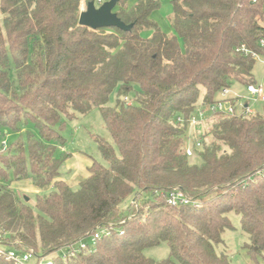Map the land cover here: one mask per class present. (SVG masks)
<instances>
[{"label": "trees", "instance_id": "16d2710c", "mask_svg": "<svg viewBox=\"0 0 264 264\" xmlns=\"http://www.w3.org/2000/svg\"><path fill=\"white\" fill-rule=\"evenodd\" d=\"M81 1L0 0V128L19 136L0 152L6 245L34 249L49 264H173L143 254L165 242L180 264H231L217 247L235 213L244 251L264 264V113L213 115L200 127L201 163L189 164L183 151L196 109L225 88L254 84L264 1L174 0L175 35L150 19L158 0H118L113 13L129 31L79 25ZM241 46L248 55L236 52ZM94 109L112 142L95 138L106 164L93 160L72 190L60 171L70 155L57 149L66 121ZM26 179L48 189L36 194V212L9 185ZM172 189L199 205L169 207ZM97 229L108 234L84 250L65 249Z\"/></svg>", "mask_w": 264, "mask_h": 264}, {"label": "rangeland", "instance_id": "374dc122", "mask_svg": "<svg viewBox=\"0 0 264 264\" xmlns=\"http://www.w3.org/2000/svg\"><path fill=\"white\" fill-rule=\"evenodd\" d=\"M135 1L136 0H130L129 4L134 3ZM173 1L174 0H158L159 7L150 15V19L157 24L161 31L168 35H175L170 22L173 13ZM85 7L86 6H84L83 9H85ZM150 35V30L145 29L141 32L142 37H149ZM179 42L181 46H183L182 42ZM252 81L255 85L262 86L264 90V53L262 55H259L255 60V64L252 70ZM232 89L237 93L248 97L243 86L234 85ZM202 94L203 88H200V98ZM128 99L131 102H134V95L129 94ZM116 100L117 93L116 90H113L109 95L108 105L110 107L115 106ZM244 101H247V99H245ZM250 104L252 103L250 102ZM252 106L255 112L261 114L264 113V101H258ZM26 129L32 131L31 127H27ZM21 135L24 136V133H22ZM62 135L65 139V144L63 147H58L57 153L60 154L63 152L65 154H69L70 156H72L71 160L79 164L80 168L78 170L75 169V172L73 170H71V172H67L66 170L69 169L67 168L66 164H70L66 161L65 165L63 163L60 171L64 179L70 181L72 190H76L78 188V184L75 185L74 180L81 181L86 177L84 173L85 171L82 168L86 163H92V161L94 160L100 164H106L99 154L95 138H103L108 142H112V139L104 126L102 117L98 109L92 110L85 116L78 115L75 119L66 121L65 129ZM188 136L193 139V134L191 132L188 133ZM197 137L199 136L197 135ZM17 138H19L18 134L0 128V152L3 149L7 148L8 145L13 143ZM191 148L194 151L192 157L188 158V162L191 165H199L201 163V151L197 149L195 150L194 147ZM9 185H11L10 188L15 191L23 199V201H25L31 207L34 212H36V209L34 207L36 194L48 193V189L40 190L33 187L29 180L12 181ZM133 198V195L126 197L121 202L120 207L126 209L132 203ZM229 219L231 221L233 230L225 231L222 234L223 244L218 246L217 250L225 252L230 259L231 264H255L242 247L244 243L247 242V237L240 229L239 217L235 213H231L229 215ZM56 254L62 255L63 250H58ZM143 254L147 258L152 259L156 262L171 260L173 264H180L172 257H170L169 248L165 242H161L154 247L145 248L143 250ZM41 256V254H37L36 257ZM45 260H50V257L45 256ZM36 263L37 259L32 258L28 264Z\"/></svg>", "mask_w": 264, "mask_h": 264}, {"label": "built area", "instance_id": "2783aa9c", "mask_svg": "<svg viewBox=\"0 0 264 264\" xmlns=\"http://www.w3.org/2000/svg\"><path fill=\"white\" fill-rule=\"evenodd\" d=\"M260 0H252V2H258ZM264 1V0H263ZM102 0H97L96 5L102 4ZM258 44L261 48L264 49V39H260ZM236 52L243 53L244 55H248L249 51L241 46L240 48H236ZM254 59H257L258 56L253 54ZM245 95H240L237 92H234L228 88L223 89L219 93V99L214 104L208 107H200L196 109L188 119V128L185 136V145L183 147V151L187 157H192L193 151L191 147H194L195 150H201L202 144L201 140L197 135H200V127L213 115H236V116H250L255 113L253 110V104L258 101H264V90L262 86H258L255 84H250L246 86ZM247 99V101H244ZM250 102L252 104H250ZM178 121L182 120L178 118ZM191 132L193 134V139L188 136V133ZM191 144V145H190ZM166 204L172 208H180L183 206H194L197 207L199 204L196 201L191 200L187 196H185L181 191L177 189L169 190L166 194ZM107 235V229H97L93 235L88 236L86 238H81L74 244L66 247L65 249H71L72 251L84 250L88 245L95 244L96 240H99L102 235ZM63 250V252L65 251ZM37 254L34 249H28L25 252H20L14 250L12 247L6 245L5 237L0 230V258L9 261L13 264H28L32 258L37 259L36 264H49L50 260H45V256L36 257Z\"/></svg>", "mask_w": 264, "mask_h": 264}, {"label": "water", "instance_id": "95a60500", "mask_svg": "<svg viewBox=\"0 0 264 264\" xmlns=\"http://www.w3.org/2000/svg\"><path fill=\"white\" fill-rule=\"evenodd\" d=\"M118 0H106L96 5L94 1L87 3L85 9L81 10L78 23L91 29L117 28L122 31H129L132 25L124 24L115 13Z\"/></svg>", "mask_w": 264, "mask_h": 264}, {"label": "crops", "instance_id": "0c3cea01", "mask_svg": "<svg viewBox=\"0 0 264 264\" xmlns=\"http://www.w3.org/2000/svg\"><path fill=\"white\" fill-rule=\"evenodd\" d=\"M84 6H86V5H85L84 0H82V1H81L80 9L83 10ZM240 95H241V94H240ZM71 159H72V156H69V157L64 161V165H65V162H66V161L69 162V164H70V165L66 164L67 168L69 169V170H66L67 172H71V170H73V171L75 172V169L78 170V169L80 168L79 164H77L76 162H73ZM90 165H91V162L88 163V164L86 163V164L84 165V167H82L83 170L85 171L84 173H85L86 177L88 176V168L90 167ZM72 173H73V172H72ZM74 177H75V176H74ZM74 177H73V178H74ZM86 177H85V178H86ZM85 178H84V179H85ZM61 179H62L63 181H65V182L70 186V188L72 187L70 181L65 180L64 177L62 176V174H61ZM26 180H28V179H26ZM29 181H30V180H29ZM79 182H80V180H78V181L74 180V184H75V185H76V184H79ZM30 183H31V185L33 186V184H32L31 181H30ZM10 186H11V185H10ZM33 187H35V186H33ZM35 188H36V187H35Z\"/></svg>", "mask_w": 264, "mask_h": 264}, {"label": "bare ground", "instance_id": "6f19581e", "mask_svg": "<svg viewBox=\"0 0 264 264\" xmlns=\"http://www.w3.org/2000/svg\"><path fill=\"white\" fill-rule=\"evenodd\" d=\"M257 56H259V55H257Z\"/></svg>", "mask_w": 264, "mask_h": 264}]
</instances>
